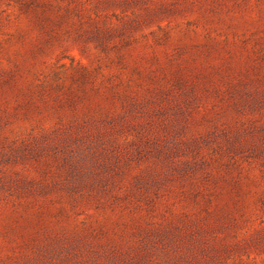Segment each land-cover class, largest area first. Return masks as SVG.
Returning <instances> with one entry per match:
<instances>
[{
    "label": "rangeland",
    "instance_id": "rangeland-1",
    "mask_svg": "<svg viewBox=\"0 0 264 264\" xmlns=\"http://www.w3.org/2000/svg\"><path fill=\"white\" fill-rule=\"evenodd\" d=\"M0 264H264V0H0Z\"/></svg>",
    "mask_w": 264,
    "mask_h": 264
}]
</instances>
